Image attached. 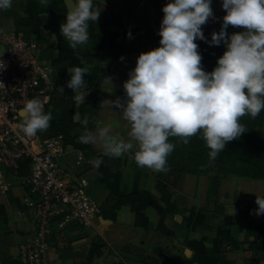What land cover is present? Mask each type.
Returning a JSON list of instances; mask_svg holds the SVG:
<instances>
[{
  "label": "crops",
  "instance_id": "crops-1",
  "mask_svg": "<svg viewBox=\"0 0 264 264\" xmlns=\"http://www.w3.org/2000/svg\"><path fill=\"white\" fill-rule=\"evenodd\" d=\"M96 5L101 13L90 22L89 41L75 50L60 32L66 0H49L47 6L39 0H13L11 8L0 11V42L22 32L51 63L55 90L49 111L68 142L61 166L85 179L99 203L89 225L67 213L53 218L49 264H142L144 255L153 259L163 249H175L179 264H264V214L254 211L256 195L264 196V178L217 169L154 171L136 164L135 146L114 157L104 154L99 139L79 141L85 129L97 133L105 125L111 134L130 140V124L111 101L119 97L123 102L124 81L139 54L156 47L153 31L164 16L157 0H96ZM211 7L215 18L202 25L205 29L217 25L226 11L222 0H212ZM74 66L88 69L80 102L66 83ZM19 176H11V188L1 197L0 256L19 258L36 233L34 208L25 201L31 194L22 183L24 175Z\"/></svg>",
  "mask_w": 264,
  "mask_h": 264
},
{
  "label": "clouds",
  "instance_id": "clouds-1",
  "mask_svg": "<svg viewBox=\"0 0 264 264\" xmlns=\"http://www.w3.org/2000/svg\"><path fill=\"white\" fill-rule=\"evenodd\" d=\"M66 2V21L60 25V32L75 50L89 41L90 22L98 20L101 9L96 0ZM39 3L47 6L49 0ZM12 5L13 0H0V11ZM211 5L212 0H168L162 8L159 46L139 54L124 81L123 102L119 97L111 101L130 124V140L111 134V126L105 125L97 133L85 129L78 138L81 143L99 139L104 154L114 157L135 146L133 159L139 167L164 171L175 148L169 137H180L188 144L191 136L201 133L211 161L228 142L247 131L240 118H255L264 110V0H222L226 14L221 28L207 41L202 25L215 18ZM229 25L242 26L243 30L229 35ZM128 36L131 38L132 33ZM197 40L226 46L212 71L202 65ZM87 72L80 66L68 69L67 87L77 92L78 102L85 95ZM59 91H64L63 85ZM21 111L22 130L30 137L46 130L53 118L38 97L29 99ZM83 123L86 125L87 120ZM255 203V214H264V196L256 195Z\"/></svg>",
  "mask_w": 264,
  "mask_h": 264
},
{
  "label": "built area",
  "instance_id": "built-area-1",
  "mask_svg": "<svg viewBox=\"0 0 264 264\" xmlns=\"http://www.w3.org/2000/svg\"><path fill=\"white\" fill-rule=\"evenodd\" d=\"M0 67V204L11 188V176L20 177L17 171L27 168L22 183L35 196L25 201L34 208L36 233L19 258L23 264H49L48 231L53 218L67 213L89 225L98 216L99 203L85 179L62 168L68 144L63 133L47 128L30 137L22 130L25 103L38 97L49 111L54 97L53 67L41 56L37 42L22 32L10 33L0 42Z\"/></svg>",
  "mask_w": 264,
  "mask_h": 264
},
{
  "label": "trees",
  "instance_id": "trees-1",
  "mask_svg": "<svg viewBox=\"0 0 264 264\" xmlns=\"http://www.w3.org/2000/svg\"><path fill=\"white\" fill-rule=\"evenodd\" d=\"M226 14V11L222 13L221 21L212 28H203L205 37L207 41H210L212 38L213 32H219L222 22L223 16ZM243 28L237 26H231L226 29L227 33L230 35L233 32L242 31ZM158 31H153L154 41L156 47L159 46V41L161 37L158 34ZM199 45L198 51L202 54V65L206 71H212L216 66L217 59L220 57L223 52L226 50V46L221 43L220 45H210L205 40H197ZM47 111V109H45ZM264 110L260 112V114L252 118L248 115H245L240 118L242 124L245 125L246 130L241 134L240 137L233 139L228 142L225 149L222 150L219 154V161L221 162V166L224 172L247 176L253 178H264V134L259 130V119L261 118V114ZM52 132H58L56 129L55 123L53 120L50 122V126L48 127ZM175 137H169L170 141L174 143ZM237 145H233V144ZM238 148L240 150L239 157L235 154H232V148ZM231 152V153H230ZM241 158V161H239ZM234 159H237L240 162V165L244 167L245 171H239L234 166ZM226 170V171H225ZM18 175H26L28 173V169L25 167H21L17 171ZM0 264H23L20 258L10 256L8 254H2L0 256Z\"/></svg>",
  "mask_w": 264,
  "mask_h": 264
},
{
  "label": "rangeland",
  "instance_id": "rangeland-1",
  "mask_svg": "<svg viewBox=\"0 0 264 264\" xmlns=\"http://www.w3.org/2000/svg\"><path fill=\"white\" fill-rule=\"evenodd\" d=\"M157 2L162 10L168 0H157ZM258 123L260 124V132L264 134V111L262 112ZM174 144L175 148L167 157L166 170L163 172L181 174L198 170L217 169L223 171L218 156L214 160L210 161L208 155L210 149L206 146L201 133L198 132L197 134L191 136L188 144H184L180 137H175ZM233 145L235 146L237 144L235 143ZM231 152L238 157L240 155V150L236 147L232 148ZM239 161H241V158H239ZM239 161L234 159V166L239 171H245ZM156 253L158 257H153V259L152 256L144 255L141 260L142 264H179L177 262V251H175V249H170L169 251L164 249L158 250Z\"/></svg>",
  "mask_w": 264,
  "mask_h": 264
}]
</instances>
